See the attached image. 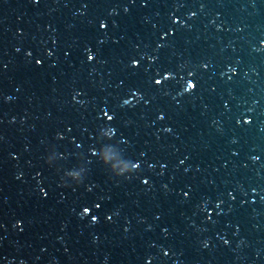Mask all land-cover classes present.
Returning <instances> with one entry per match:
<instances>
[{
	"label": "water",
	"instance_id": "95a60500",
	"mask_svg": "<svg viewBox=\"0 0 264 264\" xmlns=\"http://www.w3.org/2000/svg\"><path fill=\"white\" fill-rule=\"evenodd\" d=\"M0 264H264V0H0Z\"/></svg>",
	"mask_w": 264,
	"mask_h": 264
},
{
	"label": "clouds",
	"instance_id": "9594fccd",
	"mask_svg": "<svg viewBox=\"0 0 264 264\" xmlns=\"http://www.w3.org/2000/svg\"><path fill=\"white\" fill-rule=\"evenodd\" d=\"M89 59H91V57H89ZM156 83L159 84L160 81L157 80ZM192 88H194V84L191 81H189L188 84H187V89L190 90Z\"/></svg>",
	"mask_w": 264,
	"mask_h": 264
},
{
	"label": "snow or ice",
	"instance_id": "6c2138e0",
	"mask_svg": "<svg viewBox=\"0 0 264 264\" xmlns=\"http://www.w3.org/2000/svg\"><path fill=\"white\" fill-rule=\"evenodd\" d=\"M102 27H103V25H102Z\"/></svg>",
	"mask_w": 264,
	"mask_h": 264
}]
</instances>
